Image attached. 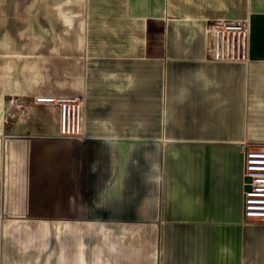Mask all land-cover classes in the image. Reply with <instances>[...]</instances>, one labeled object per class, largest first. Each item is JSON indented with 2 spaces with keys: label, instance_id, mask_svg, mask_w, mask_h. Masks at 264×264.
<instances>
[{
  "label": "crops",
  "instance_id": "1",
  "mask_svg": "<svg viewBox=\"0 0 264 264\" xmlns=\"http://www.w3.org/2000/svg\"><path fill=\"white\" fill-rule=\"evenodd\" d=\"M83 1L64 89L27 79L75 123L49 104L57 135L0 139V208L42 214L9 222L6 264H264L243 152L264 145V0ZM247 18L249 39L213 32Z\"/></svg>",
  "mask_w": 264,
  "mask_h": 264
},
{
  "label": "rangeland",
  "instance_id": "2",
  "mask_svg": "<svg viewBox=\"0 0 264 264\" xmlns=\"http://www.w3.org/2000/svg\"><path fill=\"white\" fill-rule=\"evenodd\" d=\"M83 2L0 0V139L15 126L19 138L57 135V108L40 102L42 87L32 90L27 79L38 78L55 95L64 89L63 82L73 71L64 74L63 63L73 61L77 53L63 46L73 43ZM0 146L4 149L2 142ZM22 211L0 208V264H6L3 248L9 222L42 215Z\"/></svg>",
  "mask_w": 264,
  "mask_h": 264
},
{
  "label": "built area",
  "instance_id": "3",
  "mask_svg": "<svg viewBox=\"0 0 264 264\" xmlns=\"http://www.w3.org/2000/svg\"><path fill=\"white\" fill-rule=\"evenodd\" d=\"M213 32L221 33L226 39H234L243 35L250 37V19L245 20H217L213 24ZM46 104H58L62 110V119L68 124L75 123L72 106L69 100H55L54 98H40ZM263 148V149H262ZM245 155L244 173L246 190L244 196L245 218L264 223V145L260 148L249 149L243 146Z\"/></svg>",
  "mask_w": 264,
  "mask_h": 264
},
{
  "label": "bare ground",
  "instance_id": "4",
  "mask_svg": "<svg viewBox=\"0 0 264 264\" xmlns=\"http://www.w3.org/2000/svg\"><path fill=\"white\" fill-rule=\"evenodd\" d=\"M28 151V150H27ZM6 150L5 148L2 149V147L0 146V161L3 163L4 161V156H5ZM27 155V154H26ZM27 157V156H26ZM1 202V201H0Z\"/></svg>",
  "mask_w": 264,
  "mask_h": 264
}]
</instances>
